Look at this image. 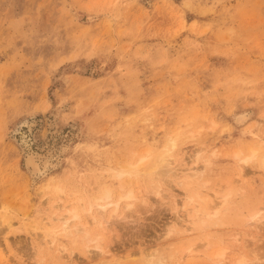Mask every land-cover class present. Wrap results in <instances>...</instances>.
Segmentation results:
<instances>
[{"label": "rangeland", "instance_id": "1", "mask_svg": "<svg viewBox=\"0 0 264 264\" xmlns=\"http://www.w3.org/2000/svg\"><path fill=\"white\" fill-rule=\"evenodd\" d=\"M166 152L163 176H117ZM263 162L264 0H0V264H264ZM59 186L66 203L136 198L51 246L36 227ZM214 191L217 212L192 218L189 196Z\"/></svg>", "mask_w": 264, "mask_h": 264}, {"label": "bare ground", "instance_id": "2", "mask_svg": "<svg viewBox=\"0 0 264 264\" xmlns=\"http://www.w3.org/2000/svg\"><path fill=\"white\" fill-rule=\"evenodd\" d=\"M247 118H248V116L246 114H241L240 116L237 117V122L243 123ZM31 125L32 124L26 125V126H31ZM16 133L19 135L18 140L20 141L22 146H24V149H25L26 154H27L26 155V157H27L26 158V162H27L26 166H28V168H30V172L33 173V176H39L41 174L43 175L46 172V168L49 165L48 164V162H49L48 158L44 157V155L43 156L41 155L42 157L39 156L37 153L34 152L35 150L32 151L31 144H29L30 140L27 139V136L24 132L18 131ZM170 140H172V146H176V139L171 138ZM169 143H170V141H169ZM172 148H174V147H172ZM147 154H149V153L147 152ZM202 154H203L202 149H195L194 154H192L190 156V158L195 159V161L198 162L202 158ZM234 154H235V156H240L241 151L237 150ZM255 155H256V150H254L253 153L251 152V155H247V156L241 158L242 159V162L240 163L241 171L244 170L245 165L248 164V162ZM170 156H171V154L169 152H166V153L160 155L157 158V160L154 162V164L149 169H145V170H144V167L150 161L151 157L142 156L138 163L135 162L137 164L132 165L130 167L125 166L127 168L123 167L124 169L121 168L119 170L117 176L120 177V176L129 174V175H135L134 177L136 178V176H139L142 174L143 176H145V179L150 177V176H157V177L163 176V174H165L166 171H170V169H171L168 167L170 164H172V160H170V158H169ZM41 158L42 159L45 158L44 164H43V162H42L43 160H41ZM41 164H43L42 165L43 167L41 166ZM50 165H51V163H50ZM263 166H264V162H263ZM198 170H199V166L191 168L189 172L192 175H194ZM137 179H138V177H137ZM190 181H191V179H189V182ZM105 190H106L105 193L101 196H99V195L89 196L88 197L89 199L87 198V200L84 199L83 197L77 196L75 201H72L71 203H66L62 197L63 192H64V188L59 186L56 190V192H57L56 194H58V197L54 201V203L52 204V206L55 208V211L51 212V214L49 216H44L45 218L43 220H41L43 226H40V227L37 226L36 227L37 229L41 230L40 233L43 235V240L46 243V245L49 244L51 246H55L54 243L56 242L58 235L63 234V233L68 234L70 232L88 231V232H86V235L88 236L89 235L88 227L90 225H95V222L98 218L97 215L95 214V212H97L99 215L104 217L105 212H106V208L109 204H114V207H113V210L110 212V216L107 220V225L109 224V226H110V224H111L110 220L112 218L114 220L116 217H119V218L123 217L121 215L118 216L117 211L121 206V200L122 199H133L134 200L136 198L133 189L129 190L125 194L119 195V198L116 201L111 200V198H110L112 195L111 191L108 189H105ZM154 192L158 196H161L163 194L162 188L160 186H154ZM196 194L198 196H200V192H198V193L196 192ZM47 198L51 199V196L47 195ZM226 199H227V195L223 196L221 199L220 196L215 191L211 192V193L210 192L206 193L205 197H203L201 199V201L196 200L194 196H189L190 203L195 204L194 209H193L194 214L192 215V218L196 217V220H199V218L201 219L205 216H208V217L212 216L213 213L217 212V209H215V208H217V206H219ZM102 200H105L106 202L102 203L101 202ZM76 203L80 204L83 207V209L85 211V215H83L79 212L77 206L75 205ZM202 204H204V206H202ZM131 206H133L132 202L131 203L128 202L125 204V207H127L129 210L132 208ZM207 207H208V209H206ZM252 220L256 225H259V226L262 225L263 220H264V211L262 212V210H258L256 212H254L252 214ZM1 221L2 220H0V224H1ZM5 223H7V225L11 227L12 223L10 220L6 221ZM193 228H194L193 226L189 227L190 230H192ZM93 240H96V248L99 249L101 251V253H103L102 251H104L103 250L104 247H103L102 242H101V237L96 236L93 238ZM41 243H43L42 240H41ZM58 249H63V248L60 247ZM61 252L63 253V251H61ZM108 252H110V251L106 250V251H104V254L108 253ZM101 253H99V254H101ZM224 254H225V251L221 250V251L217 252L216 256L223 258L222 256ZM150 256H151V259H150ZM153 256H154V253L149 255V258H148L149 262H151L153 260L152 259ZM238 262L241 264H245L246 263V256L242 255V257L239 258ZM159 263L163 264V261L160 260Z\"/></svg>", "mask_w": 264, "mask_h": 264}]
</instances>
